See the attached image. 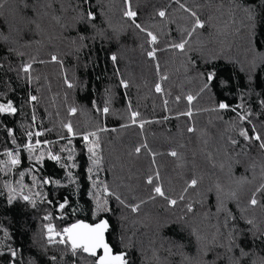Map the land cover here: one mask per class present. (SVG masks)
Masks as SVG:
<instances>
[{
  "label": "trees",
  "instance_id": "1",
  "mask_svg": "<svg viewBox=\"0 0 264 264\" xmlns=\"http://www.w3.org/2000/svg\"><path fill=\"white\" fill-rule=\"evenodd\" d=\"M129 3L134 21L124 14ZM0 4V103L17 109L0 113V264H95L70 244L49 243L45 225L59 232L100 219L128 264H264V149L240 135L264 139V0ZM187 9L203 28L192 32ZM185 40L183 50L172 47ZM91 132L98 165L83 140ZM37 139L29 153L25 145ZM9 151L19 164H10ZM156 185L177 203L157 196ZM97 196L110 209L99 216Z\"/></svg>",
  "mask_w": 264,
  "mask_h": 264
},
{
  "label": "snow or ice",
  "instance_id": "2",
  "mask_svg": "<svg viewBox=\"0 0 264 264\" xmlns=\"http://www.w3.org/2000/svg\"><path fill=\"white\" fill-rule=\"evenodd\" d=\"M3 5L0 4V7ZM191 13L193 17H195V23L192 28V32H195L196 28H203L204 27V22L200 20V18L197 16L196 12L192 11L191 9H187ZM125 16L129 17L130 19H135L137 13L135 11L131 10V6L129 3L128 10L125 11ZM161 17L165 16L164 11H160L158 13ZM87 17L89 19H95V15L89 10L87 12ZM137 28H140V25H136ZM143 30V29H142ZM148 35L151 37V42L155 43L157 40V37L153 35L152 33H148ZM191 35V33H189ZM187 44V41H182L181 43L173 44L172 47L176 49L183 50L185 48V45ZM156 54V49L153 48L151 51L147 53L148 56L150 57H155ZM113 61L116 60V57H112ZM53 60H56V57H53ZM30 65L25 66L24 71L28 72L30 70ZM158 67V65H157ZM215 74L212 72H209L207 74V81L211 82L214 79ZM163 79V78H162ZM123 83V82H122ZM127 85L125 84V87ZM68 87H72V84L69 83ZM208 87V84H205V88ZM156 91L161 92V86L159 84L156 85ZM37 97L32 96L31 100L35 101ZM179 99V97H177ZM187 100L191 102L193 100V97L189 95L187 97ZM165 103H167L165 101ZM261 103H264L262 101ZM229 105L226 103H221L219 104L220 109H226L228 108ZM99 110V109H98ZM17 109L12 105L11 101H9L6 104L0 103V113H15ZM69 111L71 113H75L77 109L75 107L70 108ZM103 113H107L109 111L108 107L103 108ZM139 115L137 112H132L131 116L133 118V122H135V118ZM187 115H191V112H188ZM33 119L35 117L33 116ZM241 119H246V117L242 116ZM143 127V123L140 125ZM64 127L67 129L68 133H70L72 136L77 135V133L73 130L72 123L69 122L64 125ZM103 129H101L102 131ZM193 129H189V131H192ZM42 133L37 132L36 136H40ZM33 133L29 132L28 137L31 139ZM240 135L244 137L245 139H254L256 141L260 142V147L264 149V139L261 138L260 133H255L253 136L249 135V132L247 129H244L240 132ZM90 137H93L94 139H90ZM83 140L87 143L88 145V152L90 154V158L92 159V162L94 165H98L100 163V157L97 154V149L99 148V137L97 135V132H91V133H86L83 134ZM15 143V141H13ZM45 143H48L47 141ZM71 141H69V144ZM233 144L236 143L235 140L232 141ZM41 146V141L36 140L35 145H33L31 142L25 145V148L29 151V153H32L34 151V148H40ZM141 147H147V145H142ZM141 147H137L135 150L136 152H140ZM66 149H62V151H65ZM6 155L10 157V164L11 165H17L20 163V160L18 156H14L11 151L7 152ZM171 155L175 156L177 153L172 152ZM44 157V152L41 151L39 156H35L34 159L36 160H42ZM49 157L52 160L59 161L60 156L59 155H52V153L49 151ZM71 154L69 155L68 159H71ZM75 167V165H73ZM92 169H89V172L91 173ZM23 175V173H21ZM157 176L159 173L157 172ZM35 179V177H33ZM45 183H49L50 181H44ZM147 182L149 184L153 183V177L149 176ZM197 184V180L193 179L190 182L189 187H194ZM95 187V184H94ZM261 189H264V185H261ZM261 189H257V191H260ZM154 192L157 196L160 197H165L168 199V202L172 205H175L177 201L175 199H170L166 197L165 191L163 188L159 185H156L154 187ZM103 191L108 192V186L105 184L103 185ZM154 198V197H152ZM23 199L28 200V196H24ZM119 199V197H117ZM180 199H183V196L180 197ZM67 201H65L64 204H60V208L63 209L65 207V204ZM122 203V201H121ZM250 203L252 205H256L258 203L257 199L255 198V195H253L252 199L250 200ZM133 211H137L139 208V205H131L130 206ZM189 210H191V205L188 206ZM110 211L108 207V202L107 199H103L101 201V198L99 196L96 197V215L99 216L101 212H107ZM46 219H51L50 216L46 217ZM251 223V221H249ZM47 229V234H48V242L49 243H54V242H59L61 244H70L71 250L75 253L77 249L81 250L84 253H87L89 256L95 257L96 261L95 264H128V261L126 260V253H119V254H113L112 249L110 248L109 244L105 240V232L108 229V221L106 219H100L98 223H85L83 220H79L73 224H71L68 227H64L62 231L57 232L55 230V226L51 223L45 225ZM57 237H59V240L57 241ZM102 253V254H98ZM11 255L14 257L16 255L15 251L11 252Z\"/></svg>",
  "mask_w": 264,
  "mask_h": 264
},
{
  "label": "water",
  "instance_id": "3",
  "mask_svg": "<svg viewBox=\"0 0 264 264\" xmlns=\"http://www.w3.org/2000/svg\"><path fill=\"white\" fill-rule=\"evenodd\" d=\"M85 223H87V222H85ZM98 223V222H97ZM108 227H109V223H108ZM105 240H106V242H107V238H106V232H105ZM108 243V242H107ZM109 244V243H108ZM110 246V245H109ZM110 248H111V246H110ZM112 249V248H111ZM112 253H113V250H112ZM87 254V253H86ZM99 254H102V253H99ZM113 254H116V253H113Z\"/></svg>",
  "mask_w": 264,
  "mask_h": 264
}]
</instances>
